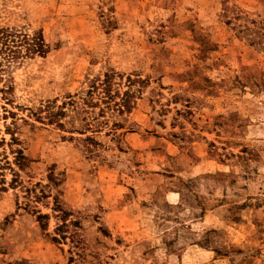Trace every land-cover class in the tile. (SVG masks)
<instances>
[{
	"label": "rangeland",
	"instance_id": "obj_1",
	"mask_svg": "<svg viewBox=\"0 0 264 264\" xmlns=\"http://www.w3.org/2000/svg\"><path fill=\"white\" fill-rule=\"evenodd\" d=\"M0 29V264H264V0H0ZM68 95L97 132L48 119Z\"/></svg>",
	"mask_w": 264,
	"mask_h": 264
},
{
	"label": "trees",
	"instance_id": "obj_2",
	"mask_svg": "<svg viewBox=\"0 0 264 264\" xmlns=\"http://www.w3.org/2000/svg\"><path fill=\"white\" fill-rule=\"evenodd\" d=\"M9 39H10V34L5 29H0V56H2V58H4V59H13L16 57V54H17V52L13 49V45L10 44L12 41H9ZM77 98H79L78 100H81L82 102L86 101L83 94L79 95ZM90 98H92V97L90 96ZM78 100L76 99L75 95H73V96L68 95L66 97V101H63L62 104L56 108V110H54V111L52 110L49 112L48 119L50 121H54L56 123V125L62 129H65L66 123H72L73 124L76 121V119H78V120H80L79 123L81 125L80 131L83 128V131L90 130V132H92V133L97 132L96 129H99L102 127V124H103L102 122L89 123V122H85L84 119H80V118L72 119V116H70V121H68V122H65V120H62L63 117H65L67 115H71V113L76 115V117L80 116L81 108L79 107V101ZM89 103L93 107H95V103H93L92 101ZM119 107L126 109L127 108L126 100H122ZM118 110L120 111L121 109H118ZM100 112L102 113L103 110H101ZM117 126L118 125L114 124V126H113L114 128L112 129V131H113L112 133H115ZM84 133L85 132H83V133L81 132L79 134H84ZM85 140L86 141L91 140V138L86 137ZM26 161H27V159L23 155L21 150H16L14 152V165L19 170H22L26 166ZM12 172H13V174H12L13 178L10 182L11 185H13L15 183H21L19 180L18 173L16 171H14L13 169H12ZM25 191H27L28 195L31 193V191H29L27 188H25ZM29 197L37 199V194H35L34 196L29 195ZM26 205H29V204H26ZM39 217H43V216L39 215ZM57 231H59L60 234L58 236L53 237L52 240L56 243H59L60 240L66 239V237H65L66 231H60L58 229H57ZM70 236H71V234H70ZM72 238H70V239H72Z\"/></svg>",
	"mask_w": 264,
	"mask_h": 264
}]
</instances>
